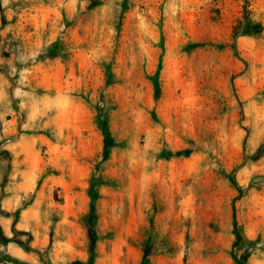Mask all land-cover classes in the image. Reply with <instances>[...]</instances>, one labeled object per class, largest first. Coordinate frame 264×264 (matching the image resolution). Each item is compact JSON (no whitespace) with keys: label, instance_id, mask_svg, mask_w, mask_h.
<instances>
[{"label":"rangeland","instance_id":"rangeland-1","mask_svg":"<svg viewBox=\"0 0 264 264\" xmlns=\"http://www.w3.org/2000/svg\"><path fill=\"white\" fill-rule=\"evenodd\" d=\"M0 59V264H264V0H0Z\"/></svg>","mask_w":264,"mask_h":264},{"label":"crops","instance_id":"crops-1","mask_svg":"<svg viewBox=\"0 0 264 264\" xmlns=\"http://www.w3.org/2000/svg\"><path fill=\"white\" fill-rule=\"evenodd\" d=\"M0 62H4V61L2 59H0ZM23 171L24 170L18 171V172H20L19 177L23 176V174H24ZM14 176H15V174L13 175L12 172L7 173L6 178L8 180V184L11 182V178H13ZM1 178H2V174H0V180H1ZM6 192L8 194H7V197L5 199L6 202H4V204H3V209L6 210V211H9V210L13 209V204H12V201H11L13 195L10 194L12 192H11V188H9L8 186H7ZM10 224H11V220L8 217H5V216L0 214V225H1L2 229H3V231L6 232V234H8V230L10 229Z\"/></svg>","mask_w":264,"mask_h":264},{"label":"trees","instance_id":"trees-1","mask_svg":"<svg viewBox=\"0 0 264 264\" xmlns=\"http://www.w3.org/2000/svg\"><path fill=\"white\" fill-rule=\"evenodd\" d=\"M74 264H79V263H74Z\"/></svg>","mask_w":264,"mask_h":264}]
</instances>
